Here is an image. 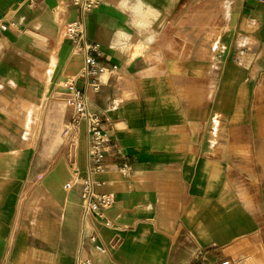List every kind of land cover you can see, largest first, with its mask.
Listing matches in <instances>:
<instances>
[{
	"label": "crops",
	"instance_id": "1",
	"mask_svg": "<svg viewBox=\"0 0 264 264\" xmlns=\"http://www.w3.org/2000/svg\"><path fill=\"white\" fill-rule=\"evenodd\" d=\"M142 3L104 0L83 17L116 65L87 91L114 142L93 175L114 196L113 224L91 219L96 250L79 185L63 187L74 167L89 175L86 122L71 125L62 87L85 66L64 35L78 8L0 0V264H194L202 251L264 264V3Z\"/></svg>",
	"mask_w": 264,
	"mask_h": 264
},
{
	"label": "built area",
	"instance_id": "2",
	"mask_svg": "<svg viewBox=\"0 0 264 264\" xmlns=\"http://www.w3.org/2000/svg\"><path fill=\"white\" fill-rule=\"evenodd\" d=\"M104 0H73L74 5L78 8L79 17L68 21L64 25L65 38L71 41L74 49L84 55L85 66L82 73L67 76L62 81V87L65 90V101L73 109L71 125H76L80 121L86 122L89 136L88 146V172L85 177L79 176V169H72V179L64 184L65 191H72L76 185H79L81 207L86 224L85 237L83 246L102 250L103 245L99 242L98 234L91 224V219L96 218L106 225H112L113 219L108 216L114 196L108 192H98L97 186L99 181L95 180L93 175L103 171L107 164L105 162L107 152L113 145V139L103 129V120L101 116L92 112L88 108V90L97 91L100 88V77L104 73H111L116 69V65L103 64L99 57L103 54L99 42L88 37L83 17L97 9ZM264 3V0H261ZM10 23H0V34L8 29ZM83 76L86 79L83 88L78 86V79ZM116 156L122 161L117 162V168L125 175L130 174V164L123 160V153L117 149ZM209 251L199 253L194 264H233L231 259H221L212 263L207 262L206 256ZM82 263L92 264L90 257H84L80 260Z\"/></svg>",
	"mask_w": 264,
	"mask_h": 264
},
{
	"label": "clouds",
	"instance_id": "3",
	"mask_svg": "<svg viewBox=\"0 0 264 264\" xmlns=\"http://www.w3.org/2000/svg\"><path fill=\"white\" fill-rule=\"evenodd\" d=\"M138 4L141 6V7H145V5H143L142 3V0H137ZM153 42V37H148V40H147V43L148 44H151Z\"/></svg>",
	"mask_w": 264,
	"mask_h": 264
},
{
	"label": "rangeland",
	"instance_id": "4",
	"mask_svg": "<svg viewBox=\"0 0 264 264\" xmlns=\"http://www.w3.org/2000/svg\"><path fill=\"white\" fill-rule=\"evenodd\" d=\"M67 142H68V144L72 147V145H73V144H72V141L69 139ZM71 149H72V148H71Z\"/></svg>",
	"mask_w": 264,
	"mask_h": 264
}]
</instances>
